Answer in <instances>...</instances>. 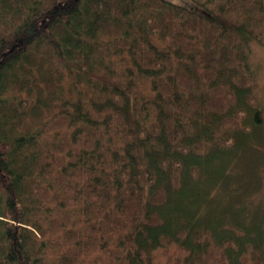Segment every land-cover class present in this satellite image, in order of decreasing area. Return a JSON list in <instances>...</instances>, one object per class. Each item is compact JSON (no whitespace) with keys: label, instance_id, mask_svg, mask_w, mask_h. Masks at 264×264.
Returning <instances> with one entry per match:
<instances>
[{"label":"trees","instance_id":"16d2710c","mask_svg":"<svg viewBox=\"0 0 264 264\" xmlns=\"http://www.w3.org/2000/svg\"><path fill=\"white\" fill-rule=\"evenodd\" d=\"M195 1L0 0V264H264V0Z\"/></svg>","mask_w":264,"mask_h":264},{"label":"rangeland","instance_id":"374dc122","mask_svg":"<svg viewBox=\"0 0 264 264\" xmlns=\"http://www.w3.org/2000/svg\"><path fill=\"white\" fill-rule=\"evenodd\" d=\"M173 3L180 4L188 9L194 10V9H199L200 6L201 8L203 7L202 5L199 6V3L195 0H169ZM210 1V0H209ZM221 1L219 0H212V4L216 7H218V4H220ZM222 6H224L223 3H221ZM225 15L222 16L224 18ZM1 30V26H0ZM248 57L249 61L251 63V66L254 67L255 70V81L257 83V91H256V96H257V108L260 112V115L262 119L264 120V44H259V42L255 39H250L248 42ZM65 83V82H64ZM68 92V91H66ZM66 97L70 98V95L68 93H65ZM232 110V109H231ZM62 125V131L61 137H62V143L60 145L53 144V150L56 149L57 151H61L63 148L64 144L66 143L64 138L66 139V135L68 134V130H65V125L62 122H59L58 125ZM57 129V124L56 127L53 128ZM231 133V131H229ZM264 135V133H263ZM69 146V145H68ZM67 149V147H66ZM242 153L244 150H240ZM64 155V154H63ZM262 156V155H261ZM238 160V159H237ZM216 165V164H214ZM216 167V166H215ZM217 171V170H216ZM229 174L232 178V181H229L228 185L232 183V185L236 187H242L243 189L247 190L249 189L250 193V198L248 199L249 201V206L252 207L254 211L255 217H261L264 219V165H261L260 167H255L253 169H250L249 171L245 170V165L242 163L241 160H238V165L230 168ZM223 180H226V176L222 175L221 176ZM184 184L188 183V180H184L182 182ZM226 183V182H225ZM223 182V184H225ZM226 185V184H225ZM245 186V187H244ZM230 187V186H229ZM225 187V188H229ZM176 189H171L170 192H175ZM242 191V190H240ZM225 191L223 188L219 189V197H223ZM243 197L244 195L241 194ZM238 196L235 199H238ZM45 217L49 216V213H45ZM68 216H64L63 219H68ZM162 256L160 257V253H157L156 257H153L154 261L161 260ZM155 264V263H153Z\"/></svg>","mask_w":264,"mask_h":264}]
</instances>
